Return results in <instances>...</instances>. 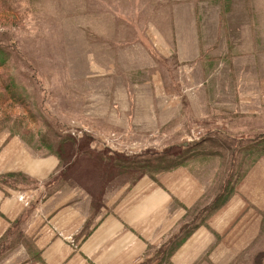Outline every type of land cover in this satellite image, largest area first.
Returning a JSON list of instances; mask_svg holds the SVG:
<instances>
[{
	"label": "rangeland",
	"instance_id": "374dc122",
	"mask_svg": "<svg viewBox=\"0 0 264 264\" xmlns=\"http://www.w3.org/2000/svg\"><path fill=\"white\" fill-rule=\"evenodd\" d=\"M4 2L0 131L35 154L48 151L61 166L76 157V172L100 173V163L143 173L226 151L229 159L206 167L211 194L243 173L234 158L263 148L264 105L255 115L234 103L239 93L264 94V0ZM126 120L135 130L121 138L108 130ZM107 139L119 144L110 155L89 144ZM21 192L36 198L34 189H16L19 204ZM225 241L227 259L217 264H264V221L257 239Z\"/></svg>",
	"mask_w": 264,
	"mask_h": 264
},
{
	"label": "crops",
	"instance_id": "0c3cea01",
	"mask_svg": "<svg viewBox=\"0 0 264 264\" xmlns=\"http://www.w3.org/2000/svg\"><path fill=\"white\" fill-rule=\"evenodd\" d=\"M180 95L184 97L180 93L179 102ZM215 96L207 98L213 102ZM237 98L234 106L245 108L243 113L256 115L253 107L264 105L262 92L239 93ZM184 116L188 113L182 114V120ZM131 123L126 120L108 130L121 138L127 129L135 130ZM89 144L101 152L107 148L102 152L106 155L119 146L114 148L108 139L101 145ZM225 152L198 154L155 173L100 163V173L76 172V157L61 166L58 156L48 151L37 155L19 135L0 131V264H217L215 258L226 260L225 240L260 236L264 203L257 202L264 196V151L234 158L244 167L243 173L209 194L206 167L216 169L219 158L229 159ZM33 165L37 168H30ZM16 189L35 190L30 207L15 201ZM188 224L186 229H192L172 250L173 241Z\"/></svg>",
	"mask_w": 264,
	"mask_h": 264
},
{
	"label": "trees",
	"instance_id": "16d2710c",
	"mask_svg": "<svg viewBox=\"0 0 264 264\" xmlns=\"http://www.w3.org/2000/svg\"><path fill=\"white\" fill-rule=\"evenodd\" d=\"M0 9L2 10V9H6L5 8V6H6V3L4 2V0H0ZM5 58V57H4ZM5 60H6V58H5ZM2 62V60H0V63ZM0 66H2V64H0ZM0 81H2L1 80V78H0ZM3 83V82H2ZM3 84H5V83H3ZM7 91H9L10 89H9V87H8V85H6L5 87H4ZM9 90H8V89ZM12 93H13V91H12ZM9 97H11V100H14V101H16L15 100V95L14 94H9ZM5 99L3 98V97H1L0 98V108H1V105H3L5 102ZM2 103V104H1ZM8 130H10V129H8ZM10 131H12V130H10ZM262 151H264V146H263V148H261V150H258V151H256L255 153H251V154H254V155H256V154H259L260 152H262ZM181 163H183V161H168V165L167 166H160L159 164H155L154 165V167L155 168H159V169H155V170H152V171H150V172H152V173H155V172H160V171H164V170H167V169H170V168H172V167H174V166H177V165H180ZM161 167V168H160ZM192 229V227L190 228V230ZM190 230H187V229H185L184 230V233L179 237V238H177L176 240H174L173 241V245H172V250H175L184 240H182V239H184V237L188 234V232L190 231Z\"/></svg>",
	"mask_w": 264,
	"mask_h": 264
},
{
	"label": "built area",
	"instance_id": "2783aa9c",
	"mask_svg": "<svg viewBox=\"0 0 264 264\" xmlns=\"http://www.w3.org/2000/svg\"><path fill=\"white\" fill-rule=\"evenodd\" d=\"M27 193H22L17 196V200H19L21 202V204H24L25 206H29L35 199H33L32 197H29Z\"/></svg>",
	"mask_w": 264,
	"mask_h": 264
}]
</instances>
